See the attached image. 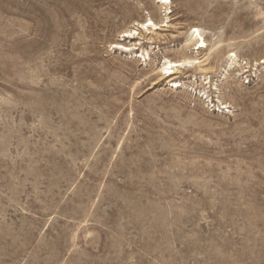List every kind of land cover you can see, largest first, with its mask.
Returning <instances> with one entry per match:
<instances>
[{"label": "rangeland", "instance_id": "rangeland-1", "mask_svg": "<svg viewBox=\"0 0 264 264\" xmlns=\"http://www.w3.org/2000/svg\"><path fill=\"white\" fill-rule=\"evenodd\" d=\"M171 1L0 0V264H264V0Z\"/></svg>", "mask_w": 264, "mask_h": 264}, {"label": "bare ground", "instance_id": "bare-ground-1", "mask_svg": "<svg viewBox=\"0 0 264 264\" xmlns=\"http://www.w3.org/2000/svg\"><path fill=\"white\" fill-rule=\"evenodd\" d=\"M154 4L159 5L160 9H162L165 13V15H168L170 12L168 11L169 5L171 4V0H153ZM165 26V25H161ZM160 26V27H161ZM160 27L156 25L154 22H152L150 19L142 22V23H135L133 25V28L128 31H124L121 33V39L119 41L124 42L126 39H133L135 35H139L137 33L138 30L145 31L146 34H151L152 31L160 30ZM204 39L201 36V33L198 29H194L191 31L188 35V38L185 40V43L183 44L182 47L184 49H187L189 46H195L193 47L194 49L191 50H201L206 47L205 42H203ZM113 48L117 50H121L123 53H129L135 55V58H140V57H145V55H148L147 53L145 54L144 51H139V49L136 50L135 47H129L125 45H121L120 43L113 44ZM136 50V51H135ZM189 51V49H187ZM187 51V52H188ZM138 53H140L138 55ZM198 53V52H196ZM199 54V53H198ZM187 55V54H186ZM198 56V55H197ZM235 58V55H232ZM145 60V58H144ZM196 56H185L183 59H179V61H170V60H165L162 64L161 71L164 72V77L163 79L167 80V83H172V86L179 87L181 86L177 81L175 82V75L179 73V69H185V68H192L194 64L197 63L196 61Z\"/></svg>", "mask_w": 264, "mask_h": 264}]
</instances>
